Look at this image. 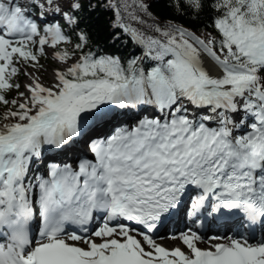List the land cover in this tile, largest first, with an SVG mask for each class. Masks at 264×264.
Returning a JSON list of instances; mask_svg holds the SVG:
<instances>
[{
	"label": "snow or ice",
	"instance_id": "obj_1",
	"mask_svg": "<svg viewBox=\"0 0 264 264\" xmlns=\"http://www.w3.org/2000/svg\"><path fill=\"white\" fill-rule=\"evenodd\" d=\"M0 264H264V0H0Z\"/></svg>",
	"mask_w": 264,
	"mask_h": 264
},
{
	"label": "rangeland",
	"instance_id": "obj_2",
	"mask_svg": "<svg viewBox=\"0 0 264 264\" xmlns=\"http://www.w3.org/2000/svg\"><path fill=\"white\" fill-rule=\"evenodd\" d=\"M171 243H176V241H174V242H171Z\"/></svg>",
	"mask_w": 264,
	"mask_h": 264
},
{
	"label": "bare ground",
	"instance_id": "obj_3",
	"mask_svg": "<svg viewBox=\"0 0 264 264\" xmlns=\"http://www.w3.org/2000/svg\"><path fill=\"white\" fill-rule=\"evenodd\" d=\"M168 243H170V242L168 241Z\"/></svg>",
	"mask_w": 264,
	"mask_h": 264
},
{
	"label": "trees",
	"instance_id": "obj_4",
	"mask_svg": "<svg viewBox=\"0 0 264 264\" xmlns=\"http://www.w3.org/2000/svg\"><path fill=\"white\" fill-rule=\"evenodd\" d=\"M119 30V29H118Z\"/></svg>",
	"mask_w": 264,
	"mask_h": 264
}]
</instances>
